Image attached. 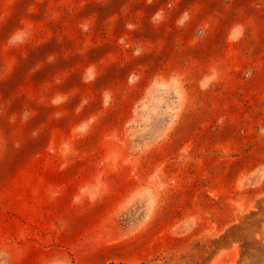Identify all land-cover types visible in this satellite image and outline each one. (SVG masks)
I'll list each match as a JSON object with an SVG mask.
<instances>
[{"label": "rangeland", "instance_id": "obj_1", "mask_svg": "<svg viewBox=\"0 0 264 264\" xmlns=\"http://www.w3.org/2000/svg\"><path fill=\"white\" fill-rule=\"evenodd\" d=\"M0 264H264V0H0Z\"/></svg>", "mask_w": 264, "mask_h": 264}, {"label": "clouds", "instance_id": "obj_2", "mask_svg": "<svg viewBox=\"0 0 264 264\" xmlns=\"http://www.w3.org/2000/svg\"><path fill=\"white\" fill-rule=\"evenodd\" d=\"M148 3L151 4L152 0H148ZM169 7H171V5H169ZM188 18V13L185 12L181 18L180 21H178V24H183V22ZM162 19V14L160 12H157L153 17L152 20L153 22H158ZM81 27L86 31L87 30V25L86 24H82ZM126 27H128L129 29H133L134 26L132 24H128ZM27 38V33L23 30V29H18L15 32H13L9 37H8V45L9 46H17L19 44L24 43L25 39ZM123 42V41H121ZM136 55H140V50L137 49L135 52ZM131 79V77H130ZM87 82V80H86ZM57 83H59V81H57ZM65 98L61 97V96H57L52 100V104L53 105H57L63 102ZM82 103H87V101H83ZM29 118V113L25 112L24 113V119L27 120ZM33 136H37L38 133L37 132H33L32 133Z\"/></svg>", "mask_w": 264, "mask_h": 264}]
</instances>
